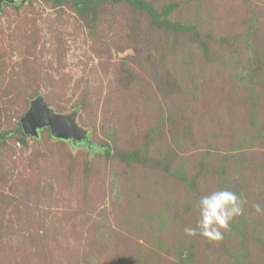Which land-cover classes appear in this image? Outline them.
I'll return each mask as SVG.
<instances>
[{
    "label": "rangeland",
    "instance_id": "rangeland-1",
    "mask_svg": "<svg viewBox=\"0 0 264 264\" xmlns=\"http://www.w3.org/2000/svg\"><path fill=\"white\" fill-rule=\"evenodd\" d=\"M141 1L0 0V264H264V0ZM38 98L87 138L18 131Z\"/></svg>",
    "mask_w": 264,
    "mask_h": 264
},
{
    "label": "clouds",
    "instance_id": "clouds-1",
    "mask_svg": "<svg viewBox=\"0 0 264 264\" xmlns=\"http://www.w3.org/2000/svg\"><path fill=\"white\" fill-rule=\"evenodd\" d=\"M246 203L245 197L227 188L201 196L195 205L199 213L197 225L185 227L184 232L188 236L199 234L211 240H220L223 238L220 229H227L234 218L245 215ZM253 207L256 213L264 214V207L260 204Z\"/></svg>",
    "mask_w": 264,
    "mask_h": 264
},
{
    "label": "water",
    "instance_id": "water-1",
    "mask_svg": "<svg viewBox=\"0 0 264 264\" xmlns=\"http://www.w3.org/2000/svg\"><path fill=\"white\" fill-rule=\"evenodd\" d=\"M44 127H49L53 136L71 140L73 144L87 138L86 132L75 124L74 114L56 113L43 98H38L22 118V128L26 134L38 135Z\"/></svg>",
    "mask_w": 264,
    "mask_h": 264
},
{
    "label": "trees",
    "instance_id": "trees-1",
    "mask_svg": "<svg viewBox=\"0 0 264 264\" xmlns=\"http://www.w3.org/2000/svg\"><path fill=\"white\" fill-rule=\"evenodd\" d=\"M132 1L134 2L135 5L140 6V7L146 5L149 8V10L151 11V13L154 14L153 7L150 4H146V3L142 2L141 0H132ZM18 131H20V132L24 131L23 128H22V124L19 125Z\"/></svg>",
    "mask_w": 264,
    "mask_h": 264
}]
</instances>
